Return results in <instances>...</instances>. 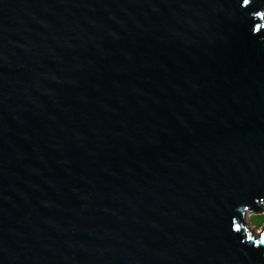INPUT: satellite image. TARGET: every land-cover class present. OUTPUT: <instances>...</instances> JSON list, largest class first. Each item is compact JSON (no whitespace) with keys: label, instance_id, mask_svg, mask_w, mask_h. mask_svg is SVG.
<instances>
[{"label":"water","instance_id":"obj_1","mask_svg":"<svg viewBox=\"0 0 264 264\" xmlns=\"http://www.w3.org/2000/svg\"><path fill=\"white\" fill-rule=\"evenodd\" d=\"M264 0H0V264H264Z\"/></svg>","mask_w":264,"mask_h":264},{"label":"snow or ice","instance_id":"obj_2","mask_svg":"<svg viewBox=\"0 0 264 264\" xmlns=\"http://www.w3.org/2000/svg\"><path fill=\"white\" fill-rule=\"evenodd\" d=\"M243 3L247 5L249 3V0H243ZM261 15H264V13H261Z\"/></svg>","mask_w":264,"mask_h":264}]
</instances>
